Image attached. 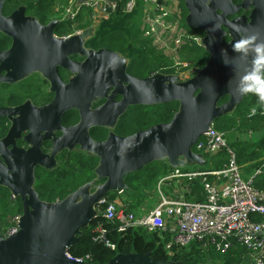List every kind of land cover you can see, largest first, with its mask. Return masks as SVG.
<instances>
[{
    "label": "water",
    "instance_id": "water-1",
    "mask_svg": "<svg viewBox=\"0 0 264 264\" xmlns=\"http://www.w3.org/2000/svg\"><path fill=\"white\" fill-rule=\"evenodd\" d=\"M92 1L78 0L77 6ZM183 1L188 27L205 32L200 45L209 60L184 73L136 77L128 72L131 60L120 52L87 46L104 18L113 14L110 6L96 8L93 23L81 32L60 37L55 30L70 19L69 14L45 24L28 14L25 5L5 14L6 0H0V33L13 41L0 52V83L16 84L40 73L56 93L52 102L41 107L29 100L0 107V119L12 120L8 133L0 137V186L23 203L19 230L0 240V264H85L70 250L83 237V229L101 216L98 206L107 194L131 190L128 175L156 161L166 162L170 170H191L190 165L212 168L211 160L196 152L198 141L218 119L234 113L247 94L264 92V0ZM242 10L250 13L239 14ZM78 54L85 59L70 58ZM59 68L73 73L68 82ZM116 95L123 97L117 101ZM103 98L107 101L93 108V101ZM222 99L227 100L220 103ZM172 101L179 102V109L169 122L127 136L116 133L119 118L131 106ZM72 108L80 111L81 120L63 127L62 117ZM96 127L110 130L105 140L91 135L90 129ZM57 129L63 131L61 136L54 135ZM26 130L29 149L17 145ZM47 139L52 140L50 153L42 149ZM77 146L80 153L99 158L95 179L61 200H42L35 187L37 167L58 169L57 156ZM105 264L188 263L132 252L119 253ZM205 264L217 263L209 258Z\"/></svg>",
    "mask_w": 264,
    "mask_h": 264
},
{
    "label": "trees",
    "instance_id": "trees-1",
    "mask_svg": "<svg viewBox=\"0 0 264 264\" xmlns=\"http://www.w3.org/2000/svg\"><path fill=\"white\" fill-rule=\"evenodd\" d=\"M235 1L240 2L241 0ZM21 5L27 6V13L39 17L43 23L54 19L50 16V10L54 6L53 0H6L4 13L10 14ZM179 6L182 12V20L180 18L182 28L190 34L204 37L205 32L202 29H191L186 24L188 10L183 0H180ZM142 9V2L139 1L136 9L131 13L117 11L104 18L95 36L87 42V46L97 50L109 48L120 52L131 60L128 72L137 77H147L158 72H178L177 68L172 66L170 57L158 49L154 39L144 35L141 20ZM84 10L80 11L76 19L66 20L57 26L55 34L60 37L67 36L74 28L82 30L90 26V20L85 25H74L76 20L85 17ZM88 11L92 13L91 9ZM228 40L230 37L225 38V42ZM187 41L178 49L184 62L188 63V68L185 69L205 66L210 57L209 53L196 41H191V39ZM10 44L11 38L0 33V50L8 48ZM34 81H38V79L32 77L21 86H32ZM8 88L9 85L0 84V106L6 103ZM226 100L222 99L220 103ZM178 109V101L158 105L131 106L126 115L121 118L115 131L119 135L127 136L137 131L146 130L155 124L169 122ZM263 112L264 92L255 90L245 96L234 113L225 115L215 122L216 128L225 134L228 144L235 150L237 163L246 167L243 173V178L246 180L250 177L249 174L252 173L255 166L260 165L258 161L264 156V139L259 142L239 141L237 136L261 128L264 125ZM6 131L7 127L2 126L1 135H4ZM93 136L97 140H105L108 130L98 127L93 130ZM219 155L221 158H218ZM59 160L61 165L56 170L49 171L41 167L36 170L35 187L40 198L44 201L61 200L96 177L95 169L99 164V158L96 156L65 151ZM225 162H229L227 153L212 156L211 170L223 169ZM169 170L166 162L156 161L145 166L142 170L128 175L126 181L131 190L125 193L128 195L127 200L138 207L139 202L145 197L144 191L155 185L158 179L167 174ZM254 184L257 188L264 189V173L256 177ZM191 189H194L196 198L205 199L198 181ZM107 195L113 200L119 198L116 192ZM11 199H13L11 192L0 186L1 230L10 227L13 224V218L23 214L22 201L19 199L13 200L14 204L8 203ZM133 210L135 209L133 208ZM119 223L117 219L107 220L104 216H100L89 227L83 229V237L70 250V254L75 258L83 259L85 264H105L119 253L132 252L151 253L153 257L161 260H184L188 264H205L208 263L209 258H212L217 264H247L249 261L250 251L238 241H235L232 249L224 253L215 250L202 252L200 249L188 251L175 246L169 249L167 247L170 240L168 233L151 232L144 227H131L125 232H120ZM99 224L103 226V233L94 231ZM110 243L115 245L114 249L109 246Z\"/></svg>",
    "mask_w": 264,
    "mask_h": 264
},
{
    "label": "built area",
    "instance_id": "built-area-1",
    "mask_svg": "<svg viewBox=\"0 0 264 264\" xmlns=\"http://www.w3.org/2000/svg\"><path fill=\"white\" fill-rule=\"evenodd\" d=\"M77 1L66 0V11L73 20L81 10L91 9V14L95 17L94 10L106 6H110L114 13H131L141 1L142 29L144 35L153 38L154 42V37L159 38L158 29H166L168 22L175 28L178 49L188 39L199 44L202 40V37L182 28L179 16L175 23V12H171L165 0H94L83 6H77ZM175 65L178 72L190 70L185 69L188 68L186 62ZM195 150L206 157L227 153L229 162H225L221 170H169L155 185L144 191V200L153 204L142 208V214L133 210L130 200L122 201L125 190L115 191L119 196L117 200L111 199L109 195L101 200L98 206L101 216L107 220L117 219L120 222V232L131 227H144L151 232L168 233L169 249L175 246L188 251L200 249L202 252L215 250L224 253L238 241L251 252L252 264H264V189H259L254 184V178L262 169H258L247 180L244 179L235 150L230 147L225 134L216 128L215 123L198 141ZM196 181L201 185L204 200L196 198L194 189H191ZM20 217L21 215L14 217L13 224L0 231V240L19 230ZM94 231L103 233L102 224ZM109 246L115 248L111 243ZM170 253L173 254L172 251Z\"/></svg>",
    "mask_w": 264,
    "mask_h": 264
},
{
    "label": "flooded vegetation",
    "instance_id": "flooded-vegetation-1",
    "mask_svg": "<svg viewBox=\"0 0 264 264\" xmlns=\"http://www.w3.org/2000/svg\"><path fill=\"white\" fill-rule=\"evenodd\" d=\"M243 13L249 14L250 10H248V11L242 10L241 13H239V14H243ZM49 22H47V23H49ZM70 35L71 34H68L67 36H70ZM56 36H58V35H56ZM200 37H202V36H200ZM12 42L13 41L11 39V44H10V46L8 48H10L12 46ZM8 48H6V49H8ZM6 49L0 50V52L4 51ZM70 58L72 60H75V61H82V60L85 59L84 57H82L79 54L78 55H72V56H70ZM58 72L61 75V77L65 80V82H68L70 80V78L73 76V73L65 71L62 68H59ZM35 75H38V76L36 77ZM131 75L135 76L134 74H131ZM32 77H36L38 79V81H34V85L27 86V87H22L21 86L22 83L26 82L27 80H29ZM1 85H3V84H1ZM7 85H9L8 93H7V100H6V103L4 105H1L0 107H8V108L9 107H15V106H18V105L26 103L28 100L31 101V103L34 106L41 107V106L47 105L50 102H52L54 97L56 96V93L51 90L52 89L51 83L47 79L43 78V76L40 73H34L31 76H29L28 78H26L25 80H23L21 82H18L16 84H7ZM122 97H123L122 95H116L115 99L117 101H120L122 99ZM106 101H107V99H104V98L100 99L98 101H93V108H96L98 106L103 105ZM124 116L125 115H123L122 117H124ZM121 118H119V119L121 120ZM80 120H81L80 111L77 110L76 108H72V109H69L67 112H65V114L63 115V117H62V125H63V127H72V126L78 124ZM11 124H12V120L9 119L8 117H2L0 119V137H4L8 133V131H9L10 127H11ZM2 126H6L7 127V131H6V133L4 135H1ZM96 128H98V127H96ZM96 128H91L90 129L92 136H93V130L96 129ZM116 128H117V126H116ZM116 128H115V130H116ZM105 129H107V128H105ZM109 131L110 130H108V133H109ZM27 133H28L27 130L24 131L22 133V136H20L17 139V145L19 147L23 148V149H29L32 146L31 143H29L28 141H26L24 139V136ZM62 134H63V131H61L60 129H57V130L54 131V135H56V136H61ZM42 149H43L44 152L50 153L52 151V140H50V139L43 140L42 141ZM65 151L80 152L79 151V146H77V148H75L74 150L65 149L57 156L58 160H59V157L62 155V153L65 152ZM1 161H3L2 158H1ZM19 199L21 200L20 197L19 198L13 197L12 200H16L17 201Z\"/></svg>",
    "mask_w": 264,
    "mask_h": 264
},
{
    "label": "rangeland",
    "instance_id": "rangeland-1",
    "mask_svg": "<svg viewBox=\"0 0 264 264\" xmlns=\"http://www.w3.org/2000/svg\"><path fill=\"white\" fill-rule=\"evenodd\" d=\"M165 1L168 4V8L170 7L171 12L172 13L175 12V16H176L175 23L177 21V16H179L182 20V12H181V8L179 6L180 0H165ZM67 5H68V3L66 2V0L54 1V6L50 10V16H52L54 19L63 20L68 15V13L66 11ZM84 13H85V17L81 20H79V19L76 20L74 25H76V26L85 25L88 22V20L91 21V24L93 23V21L95 19L94 15L91 14V12H89L88 9L84 10ZM73 32L75 33V30H71L70 34H73ZM157 37H159L160 39L154 37L156 40L155 44L158 46V49L162 50L168 57H170L172 66L177 68L175 63H185L184 60L182 59V57H183L182 54H179L178 50H177L178 49V43L176 41L177 36H176L175 28L172 26V23L168 22L166 29L163 27H160L158 29ZM182 70H183V68H182ZM177 71H178V68H177ZM184 72H188V71H184ZM184 72L182 71V72H176V73H184ZM35 76L37 77L38 75H35ZM257 126H259V125H257ZM247 136H249V135H247ZM263 136H264V126L255 130V132L252 135L253 139H255V140L262 138ZM220 154H224V153H220ZM207 158H209L211 160L210 156L209 157L207 156ZM218 158H221V156L219 155ZM196 168H197V166H195V165L189 166V169H191V170L196 169ZM240 168H241L242 173H244L246 167H240ZM127 196L128 195L124 194L122 196L123 200H127L128 199ZM123 202H125V201H123ZM8 203L14 204V201L11 199V201H8ZM152 204H153V202H151V201L141 200L139 202V214L140 213L142 214V212H143L142 208H147L149 206H152ZM8 228L9 227H7L3 230H6ZM0 231H2V230L0 229Z\"/></svg>",
    "mask_w": 264,
    "mask_h": 264
},
{
    "label": "crops",
    "instance_id": "crops-1",
    "mask_svg": "<svg viewBox=\"0 0 264 264\" xmlns=\"http://www.w3.org/2000/svg\"><path fill=\"white\" fill-rule=\"evenodd\" d=\"M76 22V21H75ZM73 30H75V31H78V29L77 28H74ZM76 33V32H75ZM264 126V125H263ZM262 126V127H263ZM255 131H253V132H248V133H241V134H239L238 136H237V139L239 140V141H249V142H259V141H261V140H263L264 139V136L262 137V138H259V139H253V137H252V135H253V133H254ZM247 135H249V136H247ZM240 137H241V140H240ZM259 163H260V165L259 166H255V168L252 170V173H250L249 175H250V177H252V176H254L255 174H256V171L258 170V169H262V172L260 173V174H258L259 176L260 175H262L263 173H264V156L263 157H261L260 159H259V161H258ZM239 165V164H238ZM240 166V165H239ZM240 167H245V166H240ZM244 169V168H243ZM257 169V170H256ZM256 170V171H255ZM255 171V172H254ZM254 172V173H253ZM257 175V176H258ZM256 176V177H257ZM249 177V178H250ZM256 177L254 178V180L256 179ZM130 194V193H129ZM132 194V193H131ZM130 194V195H131ZM145 198H143V200H144ZM139 207V206H138ZM138 207H135L134 205H133V202H132V208H134L135 210H136V208H137V210H136V212L138 213L139 212V208ZM253 263V256H252V254H251V252H250V257H249V261H248V263L247 264H252Z\"/></svg>",
    "mask_w": 264,
    "mask_h": 264
},
{
    "label": "bare ground",
    "instance_id": "bare-ground-1",
    "mask_svg": "<svg viewBox=\"0 0 264 264\" xmlns=\"http://www.w3.org/2000/svg\"><path fill=\"white\" fill-rule=\"evenodd\" d=\"M78 30H80V29H78ZM82 30H83V29H82ZM82 30H81V31H82ZM75 32H76V33H79V32H77V31H75ZM73 34H75V33H73ZM73 34H71V35H73Z\"/></svg>",
    "mask_w": 264,
    "mask_h": 264
}]
</instances>
